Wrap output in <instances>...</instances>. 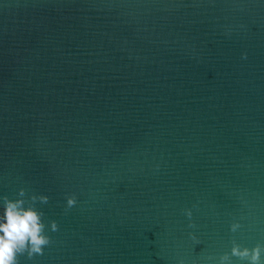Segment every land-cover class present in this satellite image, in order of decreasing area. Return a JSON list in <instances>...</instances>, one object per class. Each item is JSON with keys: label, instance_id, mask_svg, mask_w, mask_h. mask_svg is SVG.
<instances>
[{"label": "water", "instance_id": "water-1", "mask_svg": "<svg viewBox=\"0 0 264 264\" xmlns=\"http://www.w3.org/2000/svg\"><path fill=\"white\" fill-rule=\"evenodd\" d=\"M21 188L50 243L19 264H264V0H0Z\"/></svg>", "mask_w": 264, "mask_h": 264}, {"label": "clouds", "instance_id": "clouds-1", "mask_svg": "<svg viewBox=\"0 0 264 264\" xmlns=\"http://www.w3.org/2000/svg\"><path fill=\"white\" fill-rule=\"evenodd\" d=\"M246 55V54H245ZM25 189L21 188L18 198L10 199L8 196L0 197L3 200V213L0 214V264H19L18 257L27 253L28 258L43 254L44 246L50 243V237L45 233V223L42 219L44 213L35 206L36 201L47 203V195L33 194L30 200H25ZM75 196L67 197V206L75 205ZM187 215L191 217V212ZM193 225L190 224V227ZM239 225H231V230ZM52 231L57 230V222L50 221ZM232 255L241 259L248 258L250 264H259L261 246L256 245L251 250L240 249L234 246ZM227 259V256L221 258Z\"/></svg>", "mask_w": 264, "mask_h": 264}]
</instances>
